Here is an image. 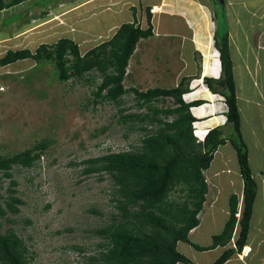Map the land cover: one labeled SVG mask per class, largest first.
Segmentation results:
<instances>
[{
	"label": "rangeland",
	"instance_id": "obj_1",
	"mask_svg": "<svg viewBox=\"0 0 264 264\" xmlns=\"http://www.w3.org/2000/svg\"><path fill=\"white\" fill-rule=\"evenodd\" d=\"M204 1L207 2V7L201 0H193V3L201 5L206 12V20L213 24L218 22L220 32L230 30L239 49L258 52L257 61H264L263 50L247 47L245 34L251 35L253 29L249 27L250 31L244 33L245 23H237L242 18L250 23L264 24V0H222L223 3ZM77 5H88L87 0H30L0 12V58L8 50L28 48L34 51L39 45L53 44L59 38L76 41L83 54L89 49L88 46H95L97 40L103 39H95V36L113 33L115 26L132 17L130 13H114L103 8L106 12L102 11V16L91 18L92 15L86 9L77 12ZM110 7L109 5L107 9ZM214 12L218 14V21ZM140 18L146 19V14L143 12ZM227 19H231V27ZM256 27L254 25L255 29ZM258 32L264 33V26H260ZM163 53L161 58L167 54ZM139 55V62L127 67V73L130 74L126 76L123 86L126 89L136 87L144 92L158 81L161 82L164 73L161 69L165 66L163 60L168 56L161 59L158 67L155 62L150 63L147 50ZM261 68L264 71V66ZM149 69L154 70L155 75H150L152 70L149 72ZM100 83V76L96 72L81 80L61 82L52 63L42 62L36 65L31 60H23L5 67L0 66V155L20 153L42 141L47 144L33 167L12 168V179L17 183L14 187L15 196L23 204L19 205L17 215L7 216L14 222L4 221L1 228L2 232L9 228L14 230L24 241L29 264H91L87 258L96 255V245L101 241L91 231L106 225L116 209L110 201V179L104 176V180L99 181L97 175L81 174L85 167L82 161L110 152L127 151L140 145L143 132L130 129L131 126L140 125L134 122L120 124V108L127 109L125 114H137L147 113L151 107L163 110L172 106V100L161 98L152 102L149 105L151 107L140 109L132 92L121 97L122 103L119 106L100 99L93 103L94 92ZM256 83L260 85L259 77ZM259 111H262L260 117H264V110L260 107ZM258 115L256 111L255 117ZM160 116L162 114L158 115ZM254 123L257 126L256 121ZM151 128L148 125V129ZM259 129L258 126L250 144L264 143L258 136ZM231 133L233 134L232 128L227 126L225 134L230 136ZM250 149L252 160L258 157L262 159L259 146ZM228 151H231L230 148ZM220 159L219 154L215 156L211 169L223 165ZM230 166L236 169L235 158ZM207 181L210 185V180L206 179V183ZM9 183L10 179L7 178L0 181V194L4 198L7 196ZM213 192L215 193L214 190ZM260 199L255 204L251 223L253 230L250 232V236L255 234L258 239L263 238L256 232L258 227L264 230V206L261 208ZM206 204L208 205V201ZM205 224L203 220L199 229H204ZM199 235L197 232L191 240L194 241ZM201 240L200 237V242ZM75 247H82L84 251L80 253ZM177 249L189 260L192 258L193 252L189 245L178 243ZM261 251L251 253L245 263L258 264V257L261 253L264 255V246Z\"/></svg>",
	"mask_w": 264,
	"mask_h": 264
},
{
	"label": "trees",
	"instance_id": "obj_2",
	"mask_svg": "<svg viewBox=\"0 0 264 264\" xmlns=\"http://www.w3.org/2000/svg\"><path fill=\"white\" fill-rule=\"evenodd\" d=\"M28 1L0 0V12ZM129 11L132 22L121 23L111 36H95V39H103L97 40L95 46H88L83 54L76 41L59 38L53 44L39 45L34 51L28 48L8 50L0 58V66L23 60H31L36 65L52 63L61 82L81 80L96 72L101 83L96 87L93 103L100 99L119 106L121 97L132 92L141 109L151 107L149 105L160 97L172 98L174 107L163 110L151 107L147 113L125 114L127 109L120 108V124L134 122L140 125L130 127L143 132L140 145L82 161L85 167L81 174L97 175L99 181L104 180V176L110 179V201L116 209L106 225L91 231L101 241L96 245V255L88 257L87 261L91 264H192L177 249L178 243H183L200 251L226 248L211 263L224 264L232 255L240 254L246 245L257 193V183L248 162V149L240 131L227 30L220 32L217 26L213 35L220 62V78H204V82L211 91H217L224 97L227 109L225 125L232 128L233 134L227 136L226 127H215L199 142L193 134V123L197 120L191 115L190 108L199 106L202 101L185 103L182 100V95L187 92V82L181 81L178 87L169 90L155 88L141 92L134 87L124 88L127 67L136 45L141 39L152 36L149 8L144 12L147 20L145 29L137 24V10L133 7ZM214 13L218 21V14ZM159 114L162 116L158 117ZM148 125L152 128L148 129ZM227 142L236 154L242 194L240 198L235 194L229 197L228 220L222 231L212 236V244L198 247L190 242L189 233L198 227V214L206 200L208 186L203 173L210 167L217 148ZM46 148L47 144L42 141L20 153L0 155V181L10 179L7 196L4 198L0 194V264H29L24 241L14 230L9 228L2 232L1 228L4 221L14 222L7 216L17 215L19 205L23 204L15 196L17 183L12 179V168L33 167ZM238 213L239 217L236 216ZM75 249L80 253L84 251L82 247Z\"/></svg>",
	"mask_w": 264,
	"mask_h": 264
},
{
	"label": "crops",
	"instance_id": "obj_3",
	"mask_svg": "<svg viewBox=\"0 0 264 264\" xmlns=\"http://www.w3.org/2000/svg\"><path fill=\"white\" fill-rule=\"evenodd\" d=\"M201 1H203L205 7L208 6L206 1ZM89 2L87 0L88 5H84L83 7L77 5L76 10L77 12H81L83 9L88 10L92 15L91 18L102 16L100 14L106 12V10L113 11L114 13L126 12L127 14L130 13L132 16L129 9L134 7L137 10V24H139L142 29L147 27V20L140 18V15L149 8V12L152 15V36L143 38L138 42L129 60L128 66L131 67L139 62L141 57L139 54L143 50H147L150 56V63L155 62L158 67H160L162 62L161 59L163 60L168 56L167 59L163 60L165 66L161 69L164 72L161 82L159 83L158 81L157 84H153V87H150V89L157 88L169 90L178 87L181 81H185L187 82V92L182 96L183 101L185 103L202 101V104L199 106L190 108L191 115L197 120L194 127L197 128L200 133L215 127H226V106L222 99L223 96L217 91H211L204 82V78L217 80L221 75L220 62L214 47L213 39L218 22L213 24L206 20V12L202 10L200 4L193 3V0H89ZM74 3L75 2H73V4ZM109 5L111 7L107 9ZM103 8L106 10H102ZM75 16L76 18L78 17V15ZM132 21L133 19L131 17V19L128 18V21L125 22ZM227 21L229 27H231V19H227ZM238 22H240L239 25L245 23L243 24L246 26L244 29L245 32L242 30L244 33L249 32L250 28L253 29L251 35L248 33L245 34L247 38V47H253L255 50L264 51V33L258 32V28L260 26L263 27L264 24H257V22L250 23V21H246L242 18H239L237 23ZM254 25H257V29L254 28ZM227 33L230 57L232 60L236 103L240 114V131L242 139L248 149V162L254 180L257 183V193L252 208L250 230L244 247L250 248V251L246 254L243 253L242 250L240 254L232 255L224 264H247L245 260L249 258L250 254L253 252L256 253V251L262 252L261 249L264 246V230L262 228L258 227L256 232L258 235L261 234L263 238L258 239L255 234H251L250 236V232L253 230L251 226L254 217L253 212L258 199L261 198V208L264 206V143L256 142L250 144L249 142L252 140L253 133H256L255 130L258 126L260 127L258 136L264 141V117H260L262 111H259L260 107L264 110V71L261 68L264 66V61H257V58H259L258 52L252 50L242 51L241 48L239 49L238 44L234 40V35H231L230 30H227ZM258 33L260 34L258 35ZM112 34L113 33H111L110 36ZM249 37L253 39L250 40ZM163 52H167V54L161 58ZM213 53H216V55ZM143 58L145 59L148 57ZM151 70L149 69V72ZM154 72L155 71L152 70L150 75H155ZM258 77L260 79V85L256 83ZM161 98L162 97L158 99ZM167 99L173 101L172 98ZM173 107L174 105L172 103L170 108ZM256 111L259 113L258 117H255ZM255 121L257 126H255ZM257 146H259V155H262V159L258 157L252 160L250 147L256 149ZM229 148L231 150L230 152L228 151ZM218 154L220 155L221 164L223 165L219 168L216 167L211 169L214 158ZM214 158L210 167L203 173L205 178L210 180V185H208L207 181L208 190L205 196V201H208V205L206 202L203 203L202 211L198 215L199 225L189 233L190 242L198 247H208L212 244V236L219 234L228 220L229 197L235 194L240 198L242 194V180L239 175L237 161L236 169L230 166V162L233 158L236 160V154L229 142L217 148L214 153ZM207 171L208 174L206 173ZM207 197H209V200ZM210 198H212V200ZM240 208L241 201L238 206L239 211ZM203 220L206 224L204 229L201 230L199 228H201L200 225L203 223ZM210 229L213 230L210 231ZM197 232H199L200 235L197 236L194 241L191 240L192 237H195ZM200 237L202 238L201 242ZM208 239L209 242H206ZM189 246L192 248L193 252L192 258L190 259L192 264H211L226 249L223 247H216L214 249L200 251L195 249L192 245ZM258 258V264H264V255L262 253Z\"/></svg>",
	"mask_w": 264,
	"mask_h": 264
},
{
	"label": "clouds",
	"instance_id": "obj_4",
	"mask_svg": "<svg viewBox=\"0 0 264 264\" xmlns=\"http://www.w3.org/2000/svg\"><path fill=\"white\" fill-rule=\"evenodd\" d=\"M217 54H218V53H217ZM182 96H183V95H182ZM222 99H223V101H224V103H225L224 97H223ZM182 100H183V99H182ZM226 110H227V109H226ZM225 122H226V117H225ZM194 124H195V122L193 123V134H194V136L196 137L197 141L202 142V141L204 140V138L206 137V135H207L209 129L204 130L202 133H200V131H198V129L194 127ZM212 129H213V128H212ZM210 130H211V129H210ZM240 201H241V199H240ZM240 201H239V202H240ZM238 206H239V205H238ZM236 216L239 217V213L236 214Z\"/></svg>",
	"mask_w": 264,
	"mask_h": 264
},
{
	"label": "bare ground",
	"instance_id": "obj_5",
	"mask_svg": "<svg viewBox=\"0 0 264 264\" xmlns=\"http://www.w3.org/2000/svg\"><path fill=\"white\" fill-rule=\"evenodd\" d=\"M250 251V248H244L243 253H248Z\"/></svg>",
	"mask_w": 264,
	"mask_h": 264
},
{
	"label": "water",
	"instance_id": "obj_6",
	"mask_svg": "<svg viewBox=\"0 0 264 264\" xmlns=\"http://www.w3.org/2000/svg\"><path fill=\"white\" fill-rule=\"evenodd\" d=\"M218 1H219V3H223L222 0H218Z\"/></svg>",
	"mask_w": 264,
	"mask_h": 264
},
{
	"label": "flooded vegetation",
	"instance_id": "obj_7",
	"mask_svg": "<svg viewBox=\"0 0 264 264\" xmlns=\"http://www.w3.org/2000/svg\"><path fill=\"white\" fill-rule=\"evenodd\" d=\"M216 1V0H215Z\"/></svg>",
	"mask_w": 264,
	"mask_h": 264
}]
</instances>
